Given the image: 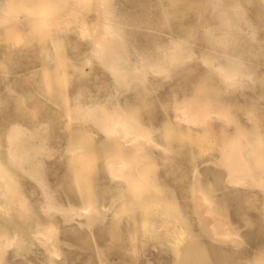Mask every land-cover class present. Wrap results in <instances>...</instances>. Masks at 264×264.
<instances>
[{
  "label": "rangeland",
  "instance_id": "374dc122",
  "mask_svg": "<svg viewBox=\"0 0 264 264\" xmlns=\"http://www.w3.org/2000/svg\"><path fill=\"white\" fill-rule=\"evenodd\" d=\"M158 1L165 10L164 18L168 21L161 20L157 26L151 27L140 25V28L138 27L134 32L136 50L146 56L151 54L150 56L153 57L154 40L161 37L175 41L171 50H184L187 56L182 62L175 63L176 67L169 77L162 74L147 75L143 79V84L137 86L133 94L114 93L109 86L107 70L102 66H96L93 60L85 61L90 55L94 38L99 35L97 0H27L26 4L21 2L18 20L26 21L30 15L34 18L33 27L40 31L35 46L30 42V37L26 36L24 40L20 29L17 30L16 27L5 29L4 25L0 26V94L3 97L0 96V163L8 169L9 177L17 183V192L24 199L25 211L28 213L27 217L16 215L13 206L3 195L5 182L0 178V226L4 227L3 229L17 242L22 241L28 247L27 251L22 253L15 252V246L8 248L6 252L8 254H5L7 261L5 260L4 264H137L138 262L173 264L181 257L189 260L190 264H195L196 251L201 247L203 240L195 238L193 246L189 248L188 244L193 238L189 234L187 222L170 214L161 201L151 200L148 194H139L140 198H137L128 193L135 183L139 185H136L137 188H140V183H143L145 178L127 182L117 178L111 179L101 171L98 162L95 167L91 154L96 150L102 152L103 139L99 133L88 131L90 140L88 146L76 149L72 153L63 146L66 142L63 135L74 133L77 130L74 128L76 123L70 119L66 120L65 117L62 120L64 115L55 104L56 99L54 100L50 95V93L57 96L61 94L65 103L71 102L72 97L77 94H83L81 96L83 103H88V98L96 97L101 101L107 97L108 101L110 99L115 105L122 104L125 100L136 99L141 103V115L146 124L151 125L153 121L154 126L159 128L156 135L159 142L163 143L168 128H172V133L181 139V142L188 143L191 156L196 160L201 171L206 169L219 173L216 164L219 146H215L216 139L230 134L231 127L216 117L212 118L210 126L192 127L172 116L174 103L177 101L189 102L192 108H196L213 103L221 104V100L231 96L221 85V78L210 74L201 57L206 47L203 41L204 30L206 27L213 29L219 25L221 17L209 13L210 0ZM237 1L243 7L242 11L247 21L257 29L258 39L264 38V0ZM6 2L9 4L11 0ZM52 34L60 37L63 45L55 52L53 64L42 67L37 58L41 50L38 47ZM243 60L257 71L254 80H243L251 86L245 94L250 98L257 95L259 96L257 100L262 102L264 100L260 96L264 90L260 88L264 86V57L248 53L243 55ZM57 85L60 87L59 90ZM26 92L30 94L27 95L28 97L25 96ZM233 98L235 96L232 95L228 99L233 100ZM227 104L222 103L224 107H227ZM260 110L264 111V103ZM31 112L35 115L33 122L20 117L22 113ZM16 123L22 125L29 133L35 131L36 124L45 126L43 134L46 139V154L41 157V169L44 170L45 184L48 190H51L49 194L57 202L56 205L59 207L69 204L78 205V196H81L84 198V205L87 206L89 200L86 198V193L93 188L99 199V207L105 211L101 213H108L106 222L102 226L98 224L88 228L85 224L86 218L81 219L80 224L77 222V224L75 222L67 224L60 214V216L54 215L51 220L44 216L40 209L42 205L40 189L30 182L26 174L13 170L6 159L4 134L10 124ZM86 127L91 129L90 126ZM161 127L164 128L160 130ZM148 153H155L162 173L164 168L168 170L159 150H151L130 159L139 172L143 173L149 169L146 161ZM63 154L68 156L66 161L67 165H70L68 171L71 176L69 174L62 176L65 171L62 168L65 166ZM107 158L111 159L112 155H107ZM169 165L173 174L169 176L162 174V181L169 188L178 191V201L182 208H185L190 199L188 194H190L191 176L189 172L185 173L184 165L181 166L177 160H172ZM198 180L201 182L203 177H199ZM181 191L184 193L180 195ZM223 194L227 196L228 201L247 196L257 199L255 201L257 211L264 214V202H262L264 196L261 193L248 194L240 188H227L218 193L220 196H224ZM26 195L29 196V201ZM112 199L115 202L110 211L109 203ZM133 200L136 201V209L140 214L138 219H135ZM124 209L130 210L128 215H120ZM31 212L39 215L36 221L43 224L52 221L57 227L59 231L57 248L60 247L57 255L49 254L44 245L36 240H30V231L35 225V219L29 214ZM254 217V214H248V218L257 226ZM235 221L232 226L244 234L241 223ZM189 222L194 227V221L189 219ZM119 232L127 241L129 238L135 240L133 241L137 243L135 247L129 246L120 253L115 251L113 243H123L118 240ZM106 234L111 243L103 246L101 242ZM85 244L89 247H85ZM208 247L220 255L222 261L224 260L222 264L230 259H235L234 264L250 262L254 251L249 241L236 252H232L228 246L219 248L215 242L210 243ZM120 258L122 260H119Z\"/></svg>",
  "mask_w": 264,
  "mask_h": 264
},
{
  "label": "bare ground",
  "instance_id": "6f19581e",
  "mask_svg": "<svg viewBox=\"0 0 264 264\" xmlns=\"http://www.w3.org/2000/svg\"><path fill=\"white\" fill-rule=\"evenodd\" d=\"M97 1L99 35L94 38L90 55L88 58L86 57L85 61L93 60L96 66H102L107 70L109 86L114 93L133 94L132 92L137 86L143 84V79L147 75L162 74L169 77L173 68L176 67L175 63L182 62L187 56L184 50H171L175 41L161 37L154 40L155 54L153 57L150 56L151 54L146 56L136 50L134 32L138 27L140 28V25L151 27L157 26L161 20L168 21L167 18H164L165 10L158 0ZM210 1L209 13L219 15L221 21L213 29L206 27L204 30L203 41L206 47L201 55L202 61L210 74L221 78L223 88L235 98L231 100L232 98L228 99L231 96H226L225 100H221V104L213 103L196 108H192V105L188 104L189 102L180 103L177 101L174 103L172 118L183 121L192 127H207L210 126L212 118L216 117L231 127L230 134L216 139L215 146H219L216 163L219 173L206 169L201 171L196 160L191 156L188 143L181 142V139L172 133V128H168V132L163 137V143L159 142L156 138L159 128L154 126L153 121L151 125L146 124L141 115V103L136 99L125 100L122 104L115 105L111 103L110 99L108 101L107 97L102 101L96 97L88 98L89 102L83 103L81 101L83 94H77L72 97L71 102L66 101L65 103L61 94L57 96L50 93V95L51 98L56 99L55 104L64 115L62 120L65 117L66 120L70 119L76 123L74 128L77 130L74 133L63 135L66 138L63 146L72 153L76 149L88 146L87 143L90 141L88 131L99 133L103 139L102 152L96 150L91 154L95 167L98 162L101 171L111 179L117 178L127 182L145 178L143 183H140V188H137L139 185L135 183L133 189L128 193L137 198H140L139 194H148L151 196V200L161 201L170 214L187 222L189 234L193 238L188 244L189 248L193 246L195 238L203 240L201 247L196 251L195 264L224 263L220 255L208 247L210 243H217L219 248L228 246L232 252H236L243 247L244 243L248 244V241L254 251L251 261L244 264H264V214L257 211V202H255L257 199L247 196L232 198L228 201L226 195H218L219 192L227 188H240L248 194L261 193L264 196V111L260 110L264 101H258L259 96L257 95L252 98L248 97L245 91L251 86L243 81L244 79L254 80L257 75V71L245 63L243 55L249 53L264 57V38L258 39L257 29L247 21L242 11L243 7L237 0ZM21 2L26 4L27 0H11L9 4L6 0H0V26L4 25L5 29L10 27L20 29L24 40L26 36L30 37V42L35 46L37 34L40 31L33 27L34 18L30 15L26 21L18 20ZM62 45L60 37L52 34L38 47L41 50L37 58L42 67H49L53 64L55 52ZM153 85L152 88L155 89ZM56 87L59 90L60 87L58 85ZM260 89L264 90V86ZM12 90L14 89L12 88ZM25 94V96L30 95L27 92ZM260 97L264 100V93ZM1 98L3 97L1 96ZM222 103H228L227 107H224ZM33 108L36 107L33 106ZM34 112L22 113L20 117L33 122L35 121ZM35 126V131L29 133L18 123L9 125L4 139L5 155L10 167L26 174L30 182L40 189L42 204L40 209L46 218L50 219L54 215L60 214L64 223L67 224L72 222L80 224V220L86 218L85 224L88 228L98 224L102 226L106 222L108 213H101L102 210L98 205L99 199L93 188L86 193V198L89 200L87 206L84 205V198L81 196H78V205L74 206L69 203L65 207L56 205L57 202L49 194L51 190L49 191L45 184L44 170L41 169L40 160L46 154V139L43 134L45 126L39 124ZM86 126H90L91 129ZM163 128L161 127L160 130ZM151 150H159L162 155L161 159L164 160V165L168 170L163 167L164 172L162 173L155 153L146 155L149 169L143 173L139 172L138 168L130 161L131 158ZM109 154L112 155L111 159L107 158ZM63 155L65 166L62 168L65 171L62 176L65 177L66 174L71 176L68 171L70 165H67L66 161L68 156L67 154ZM103 157L105 158L102 159ZM172 160H177L181 166L184 165L185 173L189 172L188 174L191 176L190 194H188L190 199L185 208H182L178 201V191L169 188L162 181V174L165 176L173 174L172 167L169 165ZM45 172L47 171L45 170ZM9 174L8 169L0 163V178L5 182L3 195L13 206L16 215L27 217L25 201L17 192V183L9 177ZM199 177H203L201 182L198 180ZM183 193L181 191L179 194ZM114 202L112 199L109 203L110 211ZM133 202V208L136 211L135 219H138L140 214L136 209V201L133 200ZM129 212V209H124L120 215L125 216ZM249 213L254 214L257 226L248 218ZM29 214L35 219L33 230L30 231V240H36L44 245L49 254L57 255L58 248H60H57L59 234L57 227L52 221L48 224L36 221L39 215H35V213ZM29 219L31 220V218ZM189 219L194 221V227L191 226ZM234 219L241 223L244 234L232 226V223L236 222ZM3 228L0 226V264L5 263V254H8L6 253L7 249L11 246H15L17 253L25 252L28 249L25 243L17 242ZM118 234H120L118 240L123 243H113L115 251L120 253L125 248L129 246L133 248L137 244L131 238L127 241L123 238L122 233ZM106 236L107 234L101 242L103 246L111 243ZM85 247H89V245L85 244ZM170 248L172 247L170 246ZM225 262H227L225 264L229 262L234 264L235 259ZM173 264H190V262L185 257H181Z\"/></svg>",
  "mask_w": 264,
  "mask_h": 264
}]
</instances>
